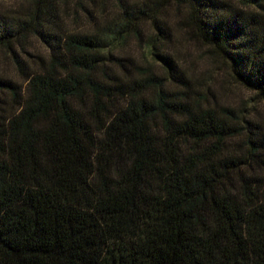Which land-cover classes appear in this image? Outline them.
<instances>
[{"label": "trees", "instance_id": "trees-1", "mask_svg": "<svg viewBox=\"0 0 264 264\" xmlns=\"http://www.w3.org/2000/svg\"><path fill=\"white\" fill-rule=\"evenodd\" d=\"M13 1L0 264H264V127L208 105L172 50L175 13L264 101V0Z\"/></svg>", "mask_w": 264, "mask_h": 264}, {"label": "rangeland", "instance_id": "rangeland-1", "mask_svg": "<svg viewBox=\"0 0 264 264\" xmlns=\"http://www.w3.org/2000/svg\"><path fill=\"white\" fill-rule=\"evenodd\" d=\"M18 4L13 0H0V14L8 20L14 18L15 12H18L20 8ZM176 21L175 13H173L172 22L175 38L172 50L191 76L195 89L200 93H207L209 101L206 103L217 107H230L245 120L260 123L264 127V101L258 97L256 92L245 89L236 82L228 67L224 66L220 60L212 57L206 46L182 31ZM32 44L31 49L34 52L47 53L39 41ZM132 50L140 58L144 57V59L154 63L149 48H145L143 52L134 45ZM0 62L11 70L4 50H0Z\"/></svg>", "mask_w": 264, "mask_h": 264}]
</instances>
